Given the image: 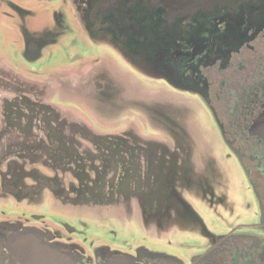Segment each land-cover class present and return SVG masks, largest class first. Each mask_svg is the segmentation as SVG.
Returning a JSON list of instances; mask_svg holds the SVG:
<instances>
[{"label":"flooded vegetation","instance_id":"af4514ba","mask_svg":"<svg viewBox=\"0 0 264 264\" xmlns=\"http://www.w3.org/2000/svg\"><path fill=\"white\" fill-rule=\"evenodd\" d=\"M70 1L85 45L106 52L80 56L45 79L34 68L0 67V200L31 208L27 218L0 206V264H23L9 246L24 235L76 264L119 256L101 258L64 231L70 216L92 217L104 205H127L167 232L196 222L187 197L195 185L202 197L213 194L206 176L191 181L188 148H157L140 128L158 119L185 139L173 116L163 122L154 111L182 95L215 121L255 195V220L208 233L198 252L127 260L264 264V0ZM20 29L28 48L49 42V31ZM116 58L125 61L123 72ZM145 77L147 84L139 82ZM148 84L161 101L145 92Z\"/></svg>","mask_w":264,"mask_h":264},{"label":"rangeland","instance_id":"374dc122","mask_svg":"<svg viewBox=\"0 0 264 264\" xmlns=\"http://www.w3.org/2000/svg\"><path fill=\"white\" fill-rule=\"evenodd\" d=\"M24 23L36 30L35 36H39L40 30L49 31L46 36L49 42L39 47L33 44L28 48L20 29ZM82 33L70 0H0V67L8 69L10 66L18 70L34 68L39 74L38 78L45 79L47 71L60 72L64 64L80 56L106 52L101 46L89 49ZM114 60L116 69L123 72L125 61L120 58ZM148 78L139 82L147 84ZM144 89L150 97L162 100L161 93L152 84L146 85ZM181 97L182 101L178 100L175 106L167 103L161 106L163 104L158 103L162 109L160 114L154 111L157 116L164 117L163 122L173 116V121L184 130L185 139L178 138L169 130L168 124L158 119L146 120L140 128L155 142L157 148L167 149L176 145L180 149L187 147L191 181L195 177L203 179L206 176L213 194L202 197L198 186H194L187 201L198 220L192 225H183L176 233L145 224L127 205H104L97 213L91 212L92 217L70 216L68 229L64 231L73 233L83 241L87 250H98L99 257L112 254L125 258L137 257L139 254L157 257L160 254H181L186 250L198 252L206 244L208 233L218 234L235 223L255 220L258 209L255 195L237 159L223 145L215 121L204 108L184 98L185 95ZM130 107L135 111L138 105L133 103ZM213 200L215 206L211 208L209 201ZM0 201L7 216H16L15 213H18L29 218L31 215V208L25 204L15 207L11 199L3 198ZM219 201L223 203L218 204ZM166 235H172L170 241L163 240L162 237ZM88 254L91 258L97 257L93 252Z\"/></svg>","mask_w":264,"mask_h":264},{"label":"water","instance_id":"95a60500","mask_svg":"<svg viewBox=\"0 0 264 264\" xmlns=\"http://www.w3.org/2000/svg\"><path fill=\"white\" fill-rule=\"evenodd\" d=\"M10 254L23 264H76L68 255L32 241L24 235L9 246ZM102 264H133L122 256H115Z\"/></svg>","mask_w":264,"mask_h":264}]
</instances>
